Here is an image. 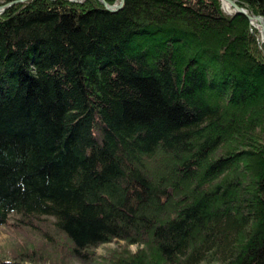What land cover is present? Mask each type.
Wrapping results in <instances>:
<instances>
[{
	"label": "trees",
	"instance_id": "1",
	"mask_svg": "<svg viewBox=\"0 0 264 264\" xmlns=\"http://www.w3.org/2000/svg\"><path fill=\"white\" fill-rule=\"evenodd\" d=\"M122 5L0 12V264H264L257 29L220 0Z\"/></svg>",
	"mask_w": 264,
	"mask_h": 264
},
{
	"label": "rangeland",
	"instance_id": "2",
	"mask_svg": "<svg viewBox=\"0 0 264 264\" xmlns=\"http://www.w3.org/2000/svg\"><path fill=\"white\" fill-rule=\"evenodd\" d=\"M223 9V8H222ZM19 213H15V212H10L8 214V222H16V219L19 217ZM40 218H44L47 221H49V223H47V225L45 226V228L50 231L52 229V217L49 216H44V215H40L38 217V219H34L35 222L42 224L43 222L41 220H39ZM25 230V232L30 236V237H34L35 239H37V237L39 236L38 231L36 229L31 228V226H27L26 228H22ZM37 236V237H36ZM16 238H18V236H16L15 234L12 233L10 226L6 223V224H0V256L2 255V257L4 258H9L10 256V250H12L14 248V244L16 243ZM119 243H123V241H120ZM117 244L112 241L109 242L107 244H103L100 245L96 248L95 253H97V256L102 255V256H106V250L107 248L110 247H115ZM128 249L130 250H134L135 249V245L134 244H129ZM71 264H81L79 261H77L76 259H71ZM187 264V263H186ZM195 264H217V261H206V260H200L197 261V263Z\"/></svg>",
	"mask_w": 264,
	"mask_h": 264
},
{
	"label": "water",
	"instance_id": "3",
	"mask_svg": "<svg viewBox=\"0 0 264 264\" xmlns=\"http://www.w3.org/2000/svg\"><path fill=\"white\" fill-rule=\"evenodd\" d=\"M18 1H25V0H10L7 1V3L0 4V12H2L3 9L6 8L8 5L18 3ZM70 1L74 2V1H83V0H70ZM99 1L101 2L102 6H104L105 9L110 10L112 12L118 11L123 6L122 5L123 0H118L117 2L111 4L106 3L105 0H99ZM220 1L221 4L223 2H226L229 8L233 11V13L243 14L248 19L249 22L252 23L251 20L258 21L259 26L257 28V31L260 35L261 42L264 43V17L262 15L250 14L245 8L237 5L235 0H220Z\"/></svg>",
	"mask_w": 264,
	"mask_h": 264
},
{
	"label": "bare ground",
	"instance_id": "4",
	"mask_svg": "<svg viewBox=\"0 0 264 264\" xmlns=\"http://www.w3.org/2000/svg\"><path fill=\"white\" fill-rule=\"evenodd\" d=\"M116 2V1H115ZM222 8H223V11L224 12H227L228 14H231L233 11L229 8V6L227 5L226 2H223L222 3ZM250 13V12H249ZM251 14V13H250ZM252 21V26H254L256 29L258 28L259 24H258V21L256 20H251ZM260 37V36H259ZM261 42V40H260Z\"/></svg>",
	"mask_w": 264,
	"mask_h": 264
}]
</instances>
